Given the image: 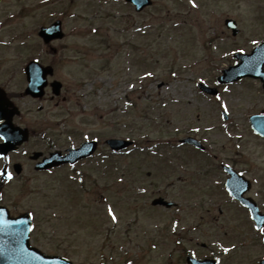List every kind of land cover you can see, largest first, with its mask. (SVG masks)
<instances>
[{
  "label": "rangeland",
  "instance_id": "rangeland-1",
  "mask_svg": "<svg viewBox=\"0 0 264 264\" xmlns=\"http://www.w3.org/2000/svg\"><path fill=\"white\" fill-rule=\"evenodd\" d=\"M193 2L195 7L190 0H153L141 13L123 0H5L0 5L2 21L22 10L21 16L7 20L9 32L0 35V41L9 44L0 45V86L9 90L19 88L23 61L43 48L39 26L63 21L65 36L56 45L67 60L59 64V75L71 90L67 110L64 104H44L53 115H48L50 123L66 120L49 130L51 150L88 137L132 139L145 149L110 155L99 171L94 159L72 171L62 167L36 172L26 157L22 176L10 183L0 179V204L16 213L32 212L31 243L41 251L75 264H183L182 247L174 235L182 225L205 222L209 216L204 202L209 196L198 191L200 178L182 188L178 183L169 185L178 173L170 168L172 174L164 176L165 165L197 170L198 163L192 161L210 159L181 148L178 140L199 139L215 160L234 155L237 161H264V140L246 126V115L254 108L244 84L234 91L226 87L219 99L197 88L201 81L212 85L215 73L231 61L228 51L245 46L242 36L232 37L223 21L226 15L244 21L247 1ZM16 102L23 110L31 108L27 118L45 117V110L36 114L37 101L17 98ZM225 108L228 119L223 121ZM66 130L73 138L66 136ZM36 142L32 133L27 152L38 150L34 147L47 152L41 141ZM151 146L155 148L150 150ZM81 173H85L82 182L73 178ZM141 188L146 192L138 194ZM164 188L176 202L173 209L150 205ZM174 225L177 233L171 232Z\"/></svg>",
  "mask_w": 264,
  "mask_h": 264
},
{
  "label": "flooded vegetation",
  "instance_id": "flooded-vegetation-1",
  "mask_svg": "<svg viewBox=\"0 0 264 264\" xmlns=\"http://www.w3.org/2000/svg\"><path fill=\"white\" fill-rule=\"evenodd\" d=\"M231 18L236 20L240 29L236 36H242L245 45L242 48L244 54H251L256 48H259L258 53L264 55V0L247 1L243 24L238 18ZM7 23V20H0V34L9 32L5 27ZM228 31L231 34V30L228 29ZM57 42L58 40H52L46 45L41 42L44 47L37 49V59L31 56L22 64L19 88L16 90L6 89L5 92L9 101L7 111L14 113L11 119L12 124L27 128L35 134L49 122L43 123L35 116L27 118V112L16 105V99L23 97L30 101L53 102L54 107L64 104V111L67 110L66 103L71 89L68 87V83L60 79L59 75L62 73L59 64L67 59L61 54L63 49L56 47ZM31 59L37 60L41 65L40 69L36 71L38 77H41L42 74L43 77L45 76L44 94L39 100L24 92L27 85L25 66ZM259 67L260 71L257 76H247L237 81L245 84L247 90L244 92L248 94L253 103L254 110L248 112L245 118L248 128H251V116H258L264 123V58ZM12 72L9 73V77L13 76ZM53 86L59 88L58 94L53 92ZM42 110L43 106L39 105L37 113H41ZM45 113L47 114L48 111ZM26 119H30V121L26 123ZM257 136L260 140H264V137ZM24 154V149L19 148L13 155L24 156ZM233 156L231 155V159L205 162L198 165L197 170H191L185 165L173 167L165 165L164 176L172 174L169 173L170 168H176L177 182L181 188L183 183L187 185L192 181L197 182L200 178L202 183L197 184L199 186L197 189L203 196H209L208 202H204L207 205L204 207V211L209 216L205 222L202 223L201 221L204 220L199 219L201 221L197 223L180 226L179 231L173 229L178 232L174 236L178 246L182 247L180 259L183 264H190L186 259L187 256H193L201 260L203 264H261L264 260V231H262L264 229V161H237ZM228 178H232L229 181V188L232 192L226 186ZM14 179L12 177L8 180L14 181ZM167 192L163 189L157 195L165 198ZM191 233H195L197 237H193ZM187 243L195 245L194 248H185ZM197 246L200 248L198 249Z\"/></svg>",
  "mask_w": 264,
  "mask_h": 264
},
{
  "label": "water",
  "instance_id": "water-1",
  "mask_svg": "<svg viewBox=\"0 0 264 264\" xmlns=\"http://www.w3.org/2000/svg\"><path fill=\"white\" fill-rule=\"evenodd\" d=\"M136 2L138 8H142L144 5L148 4V0H132ZM250 58V60H245L241 58V63L238 66L230 67L224 73L225 75L221 77V79H239L243 77L246 73H251L253 70L248 69V66L255 62L254 57ZM41 88V87H39ZM262 132H264L263 128H260ZM25 135V132H23ZM187 141H192L188 139ZM108 143L114 149H119L125 147L128 142L120 141V140H109ZM88 148L87 150H89ZM51 163H48L45 166H50ZM161 202V200H157L154 203ZM168 205V203H167ZM24 222V221H23ZM17 222H11V224H16ZM20 237L17 236H9L8 238H0V264H71L68 260L55 257V256H47L39 252L38 250L30 247L28 245V220L25 221V229L22 230Z\"/></svg>",
  "mask_w": 264,
  "mask_h": 264
},
{
  "label": "snow or ice",
  "instance_id": "snow-or-ice-1",
  "mask_svg": "<svg viewBox=\"0 0 264 264\" xmlns=\"http://www.w3.org/2000/svg\"><path fill=\"white\" fill-rule=\"evenodd\" d=\"M190 2H192V6H193V7L196 6L195 3L193 2V0H190ZM217 99H219V97H217ZM226 110H227V109L225 108V111H226ZM3 139H4V137H3V136H0V140H3ZM3 158H5V157H0V159H3ZM2 175H4V173H3V172H0V176H2ZM8 178H9V179L12 178L10 173H8ZM108 211H109V215H110V216L112 217V219L115 221L116 217H115L114 213L112 212V210L109 209ZM29 230H30V229H29ZM262 231H264V229H262ZM225 251H228V249H225Z\"/></svg>",
  "mask_w": 264,
  "mask_h": 264
}]
</instances>
